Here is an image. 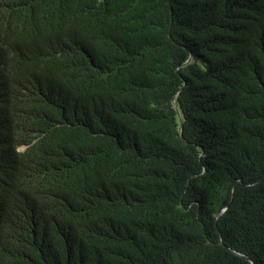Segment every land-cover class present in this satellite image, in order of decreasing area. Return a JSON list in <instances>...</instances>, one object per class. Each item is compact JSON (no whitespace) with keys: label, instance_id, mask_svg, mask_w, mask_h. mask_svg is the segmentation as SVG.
<instances>
[{"label":"trees","instance_id":"obj_1","mask_svg":"<svg viewBox=\"0 0 264 264\" xmlns=\"http://www.w3.org/2000/svg\"><path fill=\"white\" fill-rule=\"evenodd\" d=\"M0 264H264V0H0Z\"/></svg>","mask_w":264,"mask_h":264}]
</instances>
